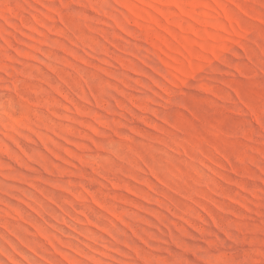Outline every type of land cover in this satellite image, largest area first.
<instances>
[{"label": "rangeland", "instance_id": "rangeland-1", "mask_svg": "<svg viewBox=\"0 0 264 264\" xmlns=\"http://www.w3.org/2000/svg\"><path fill=\"white\" fill-rule=\"evenodd\" d=\"M0 264H264V0H0Z\"/></svg>", "mask_w": 264, "mask_h": 264}]
</instances>
